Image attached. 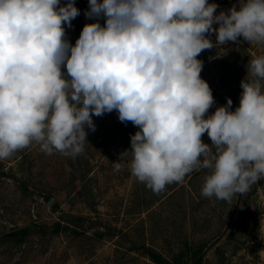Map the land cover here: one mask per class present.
Here are the masks:
<instances>
[{
  "label": "clouds",
  "instance_id": "9594fccd",
  "mask_svg": "<svg viewBox=\"0 0 264 264\" xmlns=\"http://www.w3.org/2000/svg\"><path fill=\"white\" fill-rule=\"evenodd\" d=\"M238 5L217 13L209 0H89L84 15L96 22L72 45L64 25L80 15L75 0H0V160L34 142L75 158L93 116L115 110L139 129L115 171L131 154V174L155 193L201 169L204 197L246 193L264 177V55L247 65L239 106L226 98L212 114L197 59L240 37L264 45V0Z\"/></svg>",
  "mask_w": 264,
  "mask_h": 264
},
{
  "label": "rangeland",
  "instance_id": "374dc122",
  "mask_svg": "<svg viewBox=\"0 0 264 264\" xmlns=\"http://www.w3.org/2000/svg\"><path fill=\"white\" fill-rule=\"evenodd\" d=\"M209 3L219 5L217 13L239 6L238 0ZM75 6L80 15L72 27L64 25L72 45L85 24L96 22L84 15L89 0ZM206 35L216 43L214 33ZM238 41L197 57L215 100L208 114L226 98L233 111L239 106L247 65L264 55V45ZM93 122L96 130L85 128L87 142L75 158L46 154L34 142L0 160V264H155L144 246L167 258L182 253L186 264L198 257L200 264H264V177L230 202L201 194L208 169L155 193L131 174V154L122 157V170L113 168L138 127L120 122L115 110ZM202 140L211 144L207 133Z\"/></svg>",
  "mask_w": 264,
  "mask_h": 264
},
{
  "label": "trees",
  "instance_id": "16d2710c",
  "mask_svg": "<svg viewBox=\"0 0 264 264\" xmlns=\"http://www.w3.org/2000/svg\"><path fill=\"white\" fill-rule=\"evenodd\" d=\"M246 202H248V199L246 200ZM27 229H28V227H26V226L21 228V233H23V234L26 233L25 231ZM12 234H14V232H12ZM15 234H16V232H15ZM144 250H145L147 256L152 261H154L155 264H186L182 258V253H180L177 256H172L171 258H167V257L161 255L160 253L156 252L155 249H153L150 246H148V247L144 246ZM194 263L200 264V257L195 258Z\"/></svg>",
  "mask_w": 264,
  "mask_h": 264
}]
</instances>
